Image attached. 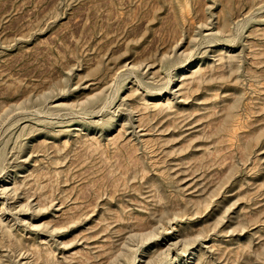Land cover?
<instances>
[{"label":"rangeland","instance_id":"374dc122","mask_svg":"<svg viewBox=\"0 0 264 264\" xmlns=\"http://www.w3.org/2000/svg\"><path fill=\"white\" fill-rule=\"evenodd\" d=\"M0 264H264V0H0Z\"/></svg>","mask_w":264,"mask_h":264}]
</instances>
